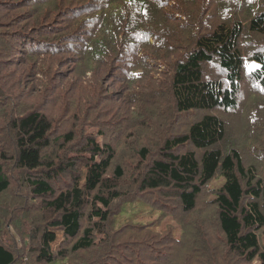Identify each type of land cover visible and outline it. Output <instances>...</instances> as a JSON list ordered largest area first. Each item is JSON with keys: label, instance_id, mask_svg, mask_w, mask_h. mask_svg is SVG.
<instances>
[{"label": "trees", "instance_id": "1", "mask_svg": "<svg viewBox=\"0 0 264 264\" xmlns=\"http://www.w3.org/2000/svg\"><path fill=\"white\" fill-rule=\"evenodd\" d=\"M48 7L55 14L43 27L40 14ZM0 8V26L19 29L0 40L16 39L26 52L54 53V44L46 46L41 37H66L63 48L75 56L76 74L96 67L98 80L107 70L135 93L114 120L91 122L97 131L77 151L89 158L69 156L73 130L56 150L59 138H52V123L41 111L6 112L0 196L12 186L5 171L12 161L31 202L47 198L56 212L34 227L28 261L36 254L37 264H264V137L248 146L243 134L230 137L233 123L216 113L236 111L248 76V88L264 98V0H3ZM20 8L27 9L23 18ZM208 67L214 76L206 75ZM191 113L196 120L187 129L168 125ZM118 149L124 160L133 158L140 191H166L162 205L144 211L132 204L136 197L117 205L125 196L116 182L125 174L114 163ZM80 160L89 165L84 176L76 174ZM66 175L71 188L59 192L53 181ZM216 177L223 184L208 189ZM204 189L213 191L212 200L200 198ZM123 203L133 211L115 228ZM13 221L0 222V235ZM59 233L64 239L54 247ZM171 242L177 248L170 254ZM15 262L0 241V264Z\"/></svg>", "mask_w": 264, "mask_h": 264}, {"label": "rangeland", "instance_id": "2", "mask_svg": "<svg viewBox=\"0 0 264 264\" xmlns=\"http://www.w3.org/2000/svg\"><path fill=\"white\" fill-rule=\"evenodd\" d=\"M2 1L0 0V4ZM0 10L3 9L0 8ZM20 10L21 13L19 15L23 18L24 10L26 11L27 9L20 8ZM44 12L40 14L41 17L44 15L40 26L46 27L52 22L55 13H53L51 7H48L46 12ZM9 26L5 23L1 24L0 38L6 34H16V31L19 30L14 25L8 28ZM26 33L31 34L28 35L31 37L34 34L33 31L29 30H26ZM45 38L43 36L41 37L42 42L46 46H51L49 44L53 43L54 45L52 47L54 46V51L57 52H40L39 49L35 52H26L23 51L24 45L22 43L19 45L16 39L13 41L11 39L7 41H4V39L0 40V60H2V63L0 62V115L3 116L5 114V121L0 119V129L5 127L9 118V116H6V112L12 108L20 111L39 110L46 114L52 123V138H59L58 141H53L56 150H59L61 144L64 142L63 136L73 130L76 139L74 143L68 145V148H70L69 156L71 155V158H75V156L89 158L90 153L82 154L77 151L80 150L78 149L80 145L86 143L84 140L87 139V136H93L97 131L96 127L91 126V122L94 120L96 122L107 119H110V121L114 120V113L122 111L124 109V102L126 100L132 101L135 93L129 92L126 89L127 86H122V82L117 83L113 80L111 77L114 76H106L107 70L101 74L98 80L94 76L96 67H93V70H87L89 71L88 73L82 72L83 76L76 74L78 65L74 60L75 56L65 52L66 50L63 48L66 37L54 36V39H56L54 42L50 41L53 40L51 36H46ZM19 39H22V37H19ZM249 67H251V64ZM211 68L208 67L205 70L207 76L209 73L210 76H214V70H210ZM156 70L152 77L157 76L159 69ZM248 70L250 71V68ZM77 78L81 81L77 80ZM83 80L85 83L82 82ZM248 83L250 84L249 76L247 82L244 81L243 83L245 95L240 98V103L236 111L224 112L218 110L216 113L219 115V118L227 123H233L231 125L230 137L234 134H243L242 136L247 139V145L250 146L254 140L264 137V127L260 128V126H264V113H262L264 111V98L255 97L254 95L256 93L253 91L252 86L248 88ZM87 100L93 101L91 106L85 104ZM7 103L9 106L5 107ZM195 114L191 113L189 115L186 114L187 116L178 117L176 121L168 122V125L170 127L172 126V129L177 127L180 130L183 128L187 129L196 120L195 116L193 117ZM102 140L101 138L100 141ZM234 142L235 145H238L236 143L238 141ZM122 151L118 149L116 153L118 160L114 161V163H121L125 168L124 177L116 181L120 183L119 186L124 191L125 196L117 202V205L123 199H128L127 202H131L134 197L136 198L132 204L144 208V211L145 209L151 210L157 208L155 205L156 202L162 205L164 201L161 198L166 191L163 189L160 191H140V186L135 181L136 175L139 172L133 169L135 165L134 160L133 158L131 159L132 163H129V160H124V153ZM80 161L82 162L78 161L75 167L76 174H82L84 176L89 165L84 160ZM125 162H128L127 165H125ZM19 170L12 161L5 164V171L7 176L11 177L12 186L7 194L0 196V222L7 224L6 221L10 218L14 220L15 225H10L8 228H5V231L1 232L0 241L14 252L16 261L18 262L17 264H22V262H28L27 264H30L31 261H33L31 264H37L38 261H35L36 254L33 255L32 260H27V256L33 251V238L30 239V236L34 235V227L41 224L42 217L50 221V219L56 216V212L47 208L44 203V200H47V198H38L37 201L31 202L32 197L29 198L30 191L28 192L23 189V186L21 187L19 184L23 178ZM108 177L111 180L115 178L113 168L108 172ZM72 182V176L66 175L65 178L58 176L53 181V187L59 192L65 191L71 188ZM223 182V178L216 177L209 183L207 188L212 190L218 189ZM204 191L205 194L200 197L201 199L212 200L214 198L213 191H206L205 189ZM169 192L172 193L173 191L169 190ZM30 194L32 193L30 192ZM19 199L21 200L16 202ZM122 206H126V208ZM119 207H122L123 214L117 218L114 224L115 228H121L126 219L125 214L133 211L129 203H123ZM11 209L14 210L12 215L8 214V212L13 211ZM86 221L87 219H85L84 224ZM136 231H139V229H136ZM58 236V240L53 244L54 247L64 239L61 233ZM176 248L175 246L172 247L171 242L167 253L171 254L175 252ZM138 255L136 253V256Z\"/></svg>", "mask_w": 264, "mask_h": 264}]
</instances>
